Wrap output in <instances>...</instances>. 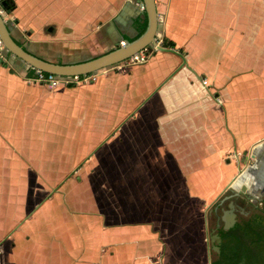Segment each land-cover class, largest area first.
I'll use <instances>...</instances> for the list:
<instances>
[{"label":"rangeland","instance_id":"rangeland-1","mask_svg":"<svg viewBox=\"0 0 264 264\" xmlns=\"http://www.w3.org/2000/svg\"><path fill=\"white\" fill-rule=\"evenodd\" d=\"M129 1L139 8L140 0ZM14 8L0 4L9 24H15ZM157 42L174 45L160 35ZM129 64L108 68L120 72ZM108 68L83 79L38 80L0 40V264H97L117 241L133 239L155 264L217 258L211 213L238 163L244 167L253 158L225 149L223 184L215 176L188 184L175 163L161 162L170 160L162 158L169 150L147 146L156 140L136 128L124 130L138 105L126 111L99 102L89 83ZM152 154L161 157L144 162ZM205 181L208 194H202ZM170 186H191L195 193L177 194L188 200L184 213L171 204Z\"/></svg>","mask_w":264,"mask_h":264},{"label":"crops","instance_id":"crops-1","mask_svg":"<svg viewBox=\"0 0 264 264\" xmlns=\"http://www.w3.org/2000/svg\"><path fill=\"white\" fill-rule=\"evenodd\" d=\"M14 1L15 24L7 22L14 38L43 58L66 63L133 40L135 21L144 16L129 0ZM156 9L157 37L173 41L175 52L160 50L120 72L108 68L89 85L102 104L126 111L139 106L124 130L136 128L156 140L147 146L169 150L162 158L170 160L161 162L175 163L181 179L190 184L215 176L221 183L225 149L251 157L264 144V0H156ZM151 157L161 156L147 155L144 162H154ZM202 190L208 194V181ZM188 193L195 194L191 186L169 187L174 209L185 211L188 200L177 194ZM140 249L139 239L117 241L96 263L155 264Z\"/></svg>","mask_w":264,"mask_h":264},{"label":"water","instance_id":"water-1","mask_svg":"<svg viewBox=\"0 0 264 264\" xmlns=\"http://www.w3.org/2000/svg\"><path fill=\"white\" fill-rule=\"evenodd\" d=\"M142 1L145 6L144 12L148 20L145 31L133 40L120 44L119 46L113 48L108 52L94 56L87 60L66 63L46 59L35 54L14 38V36L11 34L9 25L1 11L0 40L8 52H10L23 62L27 63L33 69H38L46 73H53L60 77H70L96 73L102 69L111 67L115 64L125 61L134 54L144 49L145 47L153 46L154 44H157L160 50L175 52L174 49L164 47L157 43L158 14L156 9V0ZM181 56L183 58V63H185V58L183 57V55ZM263 145L264 144L260 142L257 146H255L251 154V156L255 159V162L246 166L245 170H243L242 175H250L251 178L253 174H258L261 162L259 161L257 150ZM242 175L240 177H242ZM231 185H234V181L231 183ZM231 205L233 206V204ZM219 239L220 236H218V240ZM214 248L217 252L220 251L218 245H216Z\"/></svg>","mask_w":264,"mask_h":264},{"label":"flooded vegetation","instance_id":"flooded-vegetation-1","mask_svg":"<svg viewBox=\"0 0 264 264\" xmlns=\"http://www.w3.org/2000/svg\"><path fill=\"white\" fill-rule=\"evenodd\" d=\"M257 151L261 162L258 174H251L250 178V175H242L246 167H239L238 174L233 180L234 185L226 188L227 194L217 202L213 208V213H211L213 225L209 234L211 233V240L219 248L223 241L222 232H229L237 224H243L255 217L259 219L264 217V145ZM254 162L255 159L253 158L251 164ZM247 164L249 165V163ZM241 175L242 177H240ZM218 236H220L219 240ZM219 253L220 251L217 252V256Z\"/></svg>","mask_w":264,"mask_h":264},{"label":"trees","instance_id":"trees-1","mask_svg":"<svg viewBox=\"0 0 264 264\" xmlns=\"http://www.w3.org/2000/svg\"><path fill=\"white\" fill-rule=\"evenodd\" d=\"M0 4L8 11L15 6L13 0H0ZM147 23L144 12V16L135 21L138 31L136 37L145 31ZM165 43L168 46L173 44L164 40ZM88 75H79V78L83 79ZM221 235L223 241L220 244V253L211 264H264V217H255L243 224L239 223Z\"/></svg>","mask_w":264,"mask_h":264},{"label":"built area","instance_id":"built-area-1","mask_svg":"<svg viewBox=\"0 0 264 264\" xmlns=\"http://www.w3.org/2000/svg\"><path fill=\"white\" fill-rule=\"evenodd\" d=\"M139 8L144 13L145 6H144V3L142 0H140V2H139ZM157 48H158L157 44H154L153 46H147L144 49H142L141 51H139L138 53L131 56L128 60H131L132 64L146 62L148 60V58L151 56L150 52L154 49H157ZM35 71H36L35 73L37 75L38 80H45L47 82L56 83L61 78H64V77L57 76L56 74H53V73H47L46 74V72H43V71L38 70V69H35ZM70 77H77L78 79H80L79 76H70Z\"/></svg>","mask_w":264,"mask_h":264},{"label":"bare ground","instance_id":"bare-ground-1","mask_svg":"<svg viewBox=\"0 0 264 264\" xmlns=\"http://www.w3.org/2000/svg\"><path fill=\"white\" fill-rule=\"evenodd\" d=\"M262 161V160H261Z\"/></svg>","mask_w":264,"mask_h":264}]
</instances>
